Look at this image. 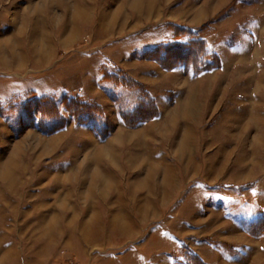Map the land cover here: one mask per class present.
<instances>
[{"label": "rangeland", "instance_id": "obj_1", "mask_svg": "<svg viewBox=\"0 0 264 264\" xmlns=\"http://www.w3.org/2000/svg\"><path fill=\"white\" fill-rule=\"evenodd\" d=\"M153 1L0 0V264H264V0Z\"/></svg>", "mask_w": 264, "mask_h": 264}, {"label": "crops", "instance_id": "obj_2", "mask_svg": "<svg viewBox=\"0 0 264 264\" xmlns=\"http://www.w3.org/2000/svg\"><path fill=\"white\" fill-rule=\"evenodd\" d=\"M163 1L164 0L158 2V0H155V1L152 2V4H150V9L149 10H143L142 7H140V10L149 13V12H151L154 9L155 6H158L160 4L163 5Z\"/></svg>", "mask_w": 264, "mask_h": 264}, {"label": "bare ground", "instance_id": "obj_3", "mask_svg": "<svg viewBox=\"0 0 264 264\" xmlns=\"http://www.w3.org/2000/svg\"><path fill=\"white\" fill-rule=\"evenodd\" d=\"M214 3V2H213ZM137 6V5H136ZM88 13V12H87ZM29 16V15H28ZM85 17V16H84ZM14 47V46H13ZM41 50V49H40ZM185 110V109H184ZM192 134V133H191ZM181 138V137H180ZM188 145V144H187ZM177 149H179V148H177ZM97 175V173L95 172L94 174H93V177H92V180L94 181L95 179H96V176ZM105 176V175H104ZM93 181H92V187H93ZM90 190H92V188H90Z\"/></svg>", "mask_w": 264, "mask_h": 264}]
</instances>
